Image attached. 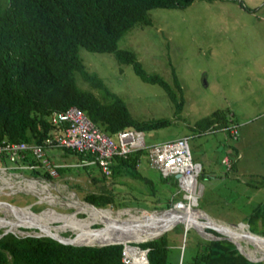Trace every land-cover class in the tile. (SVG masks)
Wrapping results in <instances>:
<instances>
[{
  "label": "trees",
  "instance_id": "16d2710c",
  "mask_svg": "<svg viewBox=\"0 0 264 264\" xmlns=\"http://www.w3.org/2000/svg\"><path fill=\"white\" fill-rule=\"evenodd\" d=\"M192 1L0 0V142L2 140L43 142L46 138L55 135L59 128L65 127L64 124L53 121L54 112L64 111L71 105L84 110L100 129L109 134L130 126L144 130L170 124V117L151 119L135 117L121 95L113 91L102 77L86 69L79 54V47L83 46L92 51L113 52L120 62L130 63L135 73L143 80L159 83L179 109L182 96L178 97L176 93V89H181L176 74H173V85H171L160 74L147 72L135 51L118 47V41L134 25L152 22L150 8L184 7ZM82 79L87 82L88 87L82 86L80 83ZM177 109L175 108V111ZM216 122L224 130H230L226 124L224 111L217 108L203 116L196 124L205 129ZM232 130L235 132V128ZM54 149L57 151L52 155ZM145 149L146 147H142L125 155H113L109 161V171H105L99 163L95 162L75 165L53 160L52 158L62 160L65 157L61 158L62 153L65 155L75 153V157L79 160L91 156V153H84L63 145L55 144L49 147L48 155H46L52 162L59 163L58 171L66 170L71 165L83 166L88 170L95 189L87 191L83 198L96 207L138 205L152 209L150 206L154 205L168 208L172 206L171 201L176 197L180 200L183 198L176 180L177 176L171 174L165 177L160 169L155 168L153 173H156L159 178L155 181L152 177L154 174L143 172L139 165L147 157ZM226 159L228 162L229 158L226 157ZM7 161L3 153L0 163H7ZM24 161L38 162L29 153ZM227 164L230 166V163ZM27 169L35 175L44 177L50 175L42 166H32ZM127 177L138 183L137 190L129 191L130 194H136H133L132 198L130 196L123 198L126 196L117 192L113 186L116 181ZM34 182L37 183L38 180L26 181L29 189H46L47 187L45 183H42L45 185L37 186ZM250 183L254 186L264 184V176L260 180L257 179V182ZM42 192L45 193V191ZM154 196L159 203H155ZM83 204L91 212L111 213V217L103 216L98 220L102 222L100 228L108 231L94 229L90 224L85 228L77 220L71 223L65 219L70 217L69 215L57 217V220H65L78 228L80 235L78 233L75 235L83 237V240L66 238L77 243L143 240L153 237L160 230H153L141 237L145 232L161 227L159 225L161 221L167 222L172 217L167 213H143V216L121 219L118 215L114 216L109 208L99 210L88 203ZM81 207L87 214L86 208L83 205ZM194 211L203 213L200 210ZM22 216L25 220H33L40 224L42 228L37 226L36 234L25 235H17L11 231L1 233L0 230V264H133L122 260L123 243L75 244L50 236L49 234L63 235L59 225L64 223L51 224L50 219H39L35 211L17 212L13 219H8L12 221H9V225L2 223L0 226L13 228L28 225L26 221L23 224L14 222L15 218ZM194 216L196 219L193 225L200 224L203 226L200 228L205 229L216 223L205 220L201 223V219L196 214ZM82 218L88 222L90 216L86 215ZM51 220L54 221V219ZM244 221L248 223L251 231L264 235V198L252 208ZM34 222H31L30 226H33ZM148 222L150 224H146ZM216 224H221L228 230L223 223ZM113 227L116 228L112 229ZM173 228L176 232L184 230V227L178 223ZM215 228L231 238V235L222 227L215 226ZM241 228L246 230V237L249 238L247 241L253 244L259 243V250L264 254V239L248 232L249 229L245 225ZM207 229L221 235L213 228ZM141 230L144 231L135 236L128 235ZM191 230L193 229L188 228L185 232L191 243L184 250L191 247L190 252L187 257L183 254L180 264H264V258L262 260L247 258L238 250L235 243L227 238H204L193 230L197 235L196 239H193L190 235ZM228 231L233 233L232 230ZM234 234L239 236L237 233ZM176 241L178 240H173L172 235L165 231L157 237L136 244L147 248L149 264H169L172 251L175 252L173 264H178L180 248L175 247ZM237 242L240 247L241 242L238 240ZM130 250L135 252L134 259L138 264L146 263L144 251L134 247Z\"/></svg>",
  "mask_w": 264,
  "mask_h": 264
},
{
  "label": "rangeland",
  "instance_id": "374dc122",
  "mask_svg": "<svg viewBox=\"0 0 264 264\" xmlns=\"http://www.w3.org/2000/svg\"><path fill=\"white\" fill-rule=\"evenodd\" d=\"M149 14L152 22L131 27L119 39L118 47L134 50L147 72L160 74L171 85L173 74H176L181 86L180 90L176 89V93L178 97L182 96L179 109L159 83L143 80L130 63L120 62L113 52L92 51L80 46L79 54L86 69L102 77L113 91L121 95L135 117H170L168 125L142 130L146 141L153 143L192 135L189 138L190 151L192 159L200 167L194 180L195 187L191 191L184 189L182 200L176 197L171 201L172 205L177 202L187 207L190 205L193 211L199 209L216 223H223L228 230L233 231L231 234L241 242L240 247L248 257L262 260L264 254L256 247L257 244L247 241L246 230L241 227L246 225L249 229L244 220L264 198V184L254 186L250 183L264 176V0H193L184 7H152ZM80 83L88 87L83 79ZM216 108L224 111L230 130H224L218 126V122L205 129L197 126L196 123L203 116ZM232 128H235V132ZM75 156V153H62V160L52 159L75 165L85 163ZM225 156L229 158L228 162L224 160ZM145 160L149 161L148 156ZM55 161L53 165L59 168V163ZM140 165H146V161L142 160ZM154 171L155 168L146 170L148 174H154L152 177L155 181L159 180ZM88 173L83 166L71 165L66 170H59L56 176L44 177L9 161L1 162L0 224L9 225L12 221L8 219H13L15 213L29 210L35 211L39 219H50L51 224L64 223L59 225L61 233L68 238L74 236L77 241L84 239L75 235H80L78 228L65 220H57V217L69 215L65 219L71 223L77 220L85 228L90 224L92 228L98 227L94 229L106 230L100 228L102 222L98 221L99 218L88 222L82 218L87 214L81 205H91L83 197L87 191L95 189L89 178L92 176ZM167 175L164 173L165 177ZM35 179L39 185L45 183L46 189H29L26 181ZM113 186L126 196L123 198H132L136 194H130L129 191L137 190L138 183L127 177L116 181ZM193 195L196 201L191 203ZM154 201L158 202L156 198ZM98 207L111 209L113 215L121 219L143 216L145 210L148 213H161L160 209L166 208L154 205L150 206L152 209L138 205ZM24 218L17 217L14 222L21 224L24 220L28 225L13 228L0 226L1 232L10 229L8 231L17 235L36 234L38 225ZM31 222H34L33 226H30ZM177 223L184 227L183 221ZM173 224L168 223L165 227L169 228L166 231L173 240H178L175 247L180 248V264L183 254L185 257L189 254L191 247L184 250L191 242L185 230L173 231ZM200 227L203 226L195 224L188 228L204 238L232 240L222 236L225 234L219 231L221 235L215 234L207 229L211 228L209 226L205 229ZM193 230L190 235L196 239ZM142 231L128 235L132 237ZM142 241L146 239L128 242L137 245ZM137 247L142 248L139 245ZM170 258L169 264H173L174 251Z\"/></svg>",
  "mask_w": 264,
  "mask_h": 264
},
{
  "label": "built area",
  "instance_id": "2783aa9c",
  "mask_svg": "<svg viewBox=\"0 0 264 264\" xmlns=\"http://www.w3.org/2000/svg\"><path fill=\"white\" fill-rule=\"evenodd\" d=\"M52 119L54 122L64 124L65 127L59 128L55 135L40 143L2 140L0 157L4 153L12 164H17L22 168L42 166L51 176H56L59 173L58 168L47 158V150L55 144L91 153L90 157L82 158V161L85 163L98 162L105 171H109V161L113 155H125L130 151L146 147L145 153L149 162L158 167L163 174L177 175L179 173L178 177L184 189L190 191L193 186L195 187L194 180L200 167L192 159L189 146V138L192 135L146 143L143 131L137 128H124L114 134H109L100 129L85 111L76 105H71L64 111L54 112ZM27 153L33 155L38 162H25ZM97 157L99 159H95ZM132 247L134 246L123 247L122 260L138 264L134 259L135 252L130 250ZM139 249L144 251V254L147 253L144 249Z\"/></svg>",
  "mask_w": 264,
  "mask_h": 264
},
{
  "label": "bare ground",
  "instance_id": "6f19581e",
  "mask_svg": "<svg viewBox=\"0 0 264 264\" xmlns=\"http://www.w3.org/2000/svg\"><path fill=\"white\" fill-rule=\"evenodd\" d=\"M2 177V176H1ZM30 181H32V180H30ZM41 185H45V184H41ZM193 185V184H192ZM38 186H40V185H38ZM194 188V186L191 188V190ZM31 190H33V191H35L34 189H31ZM190 190V191H191ZM196 193V192H195ZM197 195V194H196ZM193 199V200H192ZM78 200V199H77ZM191 203L193 202V201H196V196L195 195H193L192 197H191ZM178 204H180L181 205V203H178ZM83 206L86 208V210H87V215H89L90 216V219L89 220H87V221H90V220H93V219H97V218H101V217H103V216H109V217H111V213H106V212H102V213H96V212H91V211H89L88 209H87V207L83 204ZM91 206H93V205H91ZM94 207V206H93ZM94 208H96V209H105V208H100V207H94ZM194 210H199V209H194ZM186 211H188L186 214H184L183 216L184 217H178V215L176 214V213H178V212H186ZM195 211H193V208L190 206V205H188V207L183 203L181 206H178V210H174V212L171 214V211H169V212H167V214H171L172 215V217L171 218H169V220L167 221V222H162L161 221V224H159L161 227H158V228H156V229H151V230H149V231H147V232H145L141 237H143L144 235H146V234H148L149 232H151V231H153V230H160V232H162L165 228H167V227H165L166 226V224H168V223H171V222H173V223H175V221H183L184 222V225L186 226V227H190L191 225H193V221L196 219V217L194 216V214H196L197 215V217L199 218V219H201L200 220V222L201 223H203V222H212V221H214L215 222V220H212V219H210L206 214L204 215L203 213H197V212H195ZM144 213H148V211H145ZM175 213V214H174ZM179 214V213H178ZM174 216V217H173ZM205 220V221H204ZM116 221V220H115ZM117 222V221H116ZM24 223V220L23 221H21V224H23ZM36 223V222H35ZM118 223V222H117ZM38 226H40L41 228H42V226L41 225H39L38 223H36ZM146 224H150L149 222L148 223H146ZM145 224V225H146ZM211 226H213V227H215V226H220V227H222L223 229H225L230 235H231V239L232 240H234V241H236L237 242V240H236V238L223 226V225H221V224H216V223H214L213 225H211ZM246 226V225H245ZM114 228H116V227H114ZM124 228V227H123ZM105 231H108V230H105ZM159 232V233H160ZM248 232H250L251 234H255V235H257V236H259L260 238H262V239H264V237L262 236V235H260V234H258V233H253V232H251V231H249L248 230ZM158 233V234H159ZM201 233V232H200ZM224 233V232H223ZM203 234V233H202ZM225 234V233H224ZM157 235V234H156ZM211 235V234H210ZM155 236V235H154ZM134 240H136V239H134ZM123 241V240H122ZM130 241V240H129ZM258 241V240H257ZM125 242H128V241H125ZM256 242V241H255ZM237 244H238V242H237ZM257 248H260V245H259V243L257 244V246H256ZM134 248H137V247H135L134 246ZM240 248V247H239ZM137 249H139V248H137ZM264 250V249H263Z\"/></svg>",
  "mask_w": 264,
  "mask_h": 264
},
{
  "label": "water",
  "instance_id": "95a60500",
  "mask_svg": "<svg viewBox=\"0 0 264 264\" xmlns=\"http://www.w3.org/2000/svg\"><path fill=\"white\" fill-rule=\"evenodd\" d=\"M177 177L178 176H180V174H177L176 175ZM8 204H11V203H9V202H7ZM91 205H93L92 203H91ZM94 207H96L95 205H93ZM178 206H180V204H177V203H174L172 206H169L168 208H162V209H160L161 210V214H163V213H167V212H169V211H171V214L174 212V210H178ZM146 211V210H145ZM179 213V214H178ZM178 213H176L177 215H178V217L180 216V217H184L183 215H184V213H181V212H178ZM175 214V213H174ZM173 215V214H172ZM174 217V216H173ZM177 223V221H175V223L172 225V226H174L175 224ZM171 226V227H172ZM170 227V228H171ZM208 227V226H207ZM209 227H211V228H213V229H216L215 227H213V226H211V225H209ZM93 228H98V227H93ZM169 228H165L162 232H164V231H166V230H168ZM188 229V227H186L185 225H184V230L186 231ZM217 230V229H216ZM8 230H4L3 229V231L1 232V233H4V232H7ZM217 231H219V230H217ZM162 232H160L159 234H157V235H155V236H153V237H150V238H146V240L147 239H151V238H154V237H157V236H159ZM220 232V231H219ZM0 233V234H1ZM222 233V232H221ZM224 234V233H223ZM50 236H53V237H55V238H57V239H59V240H62V241H65V242H71V243H76V242H74L73 240H69V239H66V238H68V236H66V235H60V236H58V235H54V234H49ZM222 236H224V237H226V236H228V235H222ZM74 236H72L71 238H73ZM229 237V236H228ZM231 239V238H230ZM231 241H233L235 244H236V247L238 248V250L241 252V253H243L247 258H249V259H251V260H253L252 258H250V257H248L240 248H239V246H238V244H237V242H235L234 240H231ZM123 243L124 244V246H137V245H134V244H132V243H130V242H125V241H122V240H114V241H109V242H98L97 244H107V243ZM78 244H81V243H78ZM84 244H94V243H84ZM144 250L145 251H147V248H144ZM145 257H146V252H145ZM149 262H148V258L146 259V264H148Z\"/></svg>",
  "mask_w": 264,
  "mask_h": 264
},
{
  "label": "crops",
  "instance_id": "0c3cea01",
  "mask_svg": "<svg viewBox=\"0 0 264 264\" xmlns=\"http://www.w3.org/2000/svg\"><path fill=\"white\" fill-rule=\"evenodd\" d=\"M262 68H264V66H262ZM263 71H264V70H263ZM259 96H261V95H260V91H259ZM54 153H56V151H55V152L52 151L51 154L53 155ZM59 153H61V152H59ZM239 153H240V152H239ZM226 157H227V156L224 157V160L227 162ZM144 161H146V165H139V167L141 168V170H142L143 172H145L148 168H158V167L152 165L149 161H147V160H145V159H144ZM196 161H198V162L200 163L199 160H196ZM158 169H159V168H158ZM161 173H162V172H161ZM162 175L164 176L163 173H162ZM168 175H171V174H168ZM176 180H177V183L179 184V187H180L181 191H183L184 188L182 187V185H181V183H180L178 177H177ZM34 183H35V182H34ZM35 184H36L37 186L39 185L38 183H35ZM40 186H42V185H40ZM158 203H159V202H158ZM181 253H182V251H181Z\"/></svg>",
  "mask_w": 264,
  "mask_h": 264
}]
</instances>
